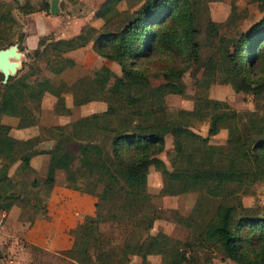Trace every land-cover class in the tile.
Segmentation results:
<instances>
[{
  "label": "trees",
  "instance_id": "trees-1",
  "mask_svg": "<svg viewBox=\"0 0 264 264\" xmlns=\"http://www.w3.org/2000/svg\"><path fill=\"white\" fill-rule=\"evenodd\" d=\"M120 1L102 0L94 11V17L102 20L98 28L85 25L67 39H38L30 55L40 60L61 57L90 42L92 51L107 64L91 71L89 95L80 100L99 97L108 86L109 94L104 97L109 104L102 112L49 128L55 142L47 150L35 148L36 136L12 138L8 134L10 126L0 122V181L5 180L0 212H6L20 199L7 191L11 187L7 179L9 166L18 162L20 169H27L32 156L46 154L41 184L47 190L55 184L57 170L63 171L65 187L96 198L115 185L109 203L118 202L121 209H136L129 218L134 225L144 223L147 231L158 217L145 191L152 166L161 177L160 195L197 194L191 219L196 220V240L201 246L208 245L236 264H264V211L239 217L233 227L230 224V215L241 206L236 190L247 181L264 183V109L237 112L223 101L197 95L191 110H179L176 120H167L165 96L184 94L181 76L190 65L198 63L197 4L194 0H139L137 7L124 15L116 8ZM258 4L264 12V0H258ZM40 10H49L47 2ZM0 21H13L8 10L0 12ZM206 30L215 35L216 24L207 21ZM218 50V59H209L204 65L214 72L218 82L229 84L235 92L264 99V15L235 38L221 40ZM156 54L165 60L158 63V69L151 70L147 64ZM111 62L119 67V75L108 66ZM24 77L0 83V115L24 116L30 112L28 103H39L44 89L23 87L20 83ZM150 77H160L161 82L152 85ZM184 116L185 120L206 119L207 135L180 127L172 142L168 169L158 155L164 149V136L175 124H183ZM221 127L227 132L225 142H210L209 137ZM100 135L108 140L107 148L104 139L101 143L96 140ZM97 187L100 193L95 192ZM98 208L95 202L93 214L83 216L68 231L71 245L60 254L78 264L92 263V259L93 264H127L133 250L142 264L150 254L161 255L160 264L170 260L210 263L206 257L203 263L192 255L185 257L180 243L171 242L161 232L134 243L123 240L121 245L112 244L101 235L100 224L115 217L107 219ZM177 220L182 223L188 218L178 216Z\"/></svg>",
  "mask_w": 264,
  "mask_h": 264
},
{
  "label": "rangeland",
  "instance_id": "rangeland-1",
  "mask_svg": "<svg viewBox=\"0 0 264 264\" xmlns=\"http://www.w3.org/2000/svg\"><path fill=\"white\" fill-rule=\"evenodd\" d=\"M45 1L50 6V0H0V12L8 10L13 19L9 23L0 21V49L14 46L20 53L18 69L9 78L12 79L24 75L25 77L20 83L23 87H42L45 82L44 79L47 78L51 79V82L54 84L58 81L71 82L77 77L82 76L81 74H84L83 70L81 71L79 68L74 69L72 67L63 74L57 75L55 71L53 72L56 64H47L50 61L49 58L52 56L47 60L32 58L30 54L33 49L29 48L30 46L25 43V39L27 36L30 38H41L45 36L55 38L57 34H72L75 28L71 27V24L68 23L71 17L77 13L91 11L98 0H85L82 2L78 0H57L56 5L59 11L54 15L50 14L49 10L46 12L40 10L43 3H46ZM194 1L197 4L195 7L197 10L196 39L199 44L197 52L198 63L190 65L181 76V81L184 84V94H168L165 96V118L174 121L178 116L179 110H191L197 95L205 96L212 100L223 101L228 107L237 112L251 111L255 108H261L260 110L263 111V98L255 99L249 93L233 91L229 84L218 82L214 72L204 66L209 59L214 61L218 59V47L221 40L227 42L229 39L235 38L241 31L246 30L252 23L262 18L264 12L259 10L258 0ZM138 4L139 0H122L116 4V8L126 15V13L133 11ZM27 10H31L32 12H27ZM207 21H212L216 24L217 33L215 35L206 30ZM64 29L68 30L64 31ZM164 60L163 55L156 54L149 60L147 67L151 70H156L160 67L158 63ZM184 63L185 61H182L181 64ZM110 66L112 71L119 75L120 71L117 64L111 62L109 63ZM87 71L89 73V69ZM160 82V77H150V83L152 85H157ZM0 83L4 84L2 83V79ZM107 94H109L108 86L102 93L99 92V97L95 98L104 101L103 103L107 105L109 104L106 99ZM104 95L107 96L104 97ZM43 97L44 95L41 96L38 104L37 101L28 103L30 108L28 114L18 116L19 120L16 117L12 119L15 122L14 124H24L29 121L33 123L36 121L38 134L36 135L37 143L35 148L47 150L53 146L55 139L48 132V129L53 127L51 122H47L49 120V111L47 112L41 108V106L46 109L49 107V101ZM84 112L86 111H82V113ZM10 117L8 115H0V122L6 124L4 121H7L8 124L6 125H10ZM183 118L184 120L182 121L186 124H175L170 132L164 136V149L159 154V157L168 169L169 159L172 156V142L178 136L180 127L186 126L201 136L207 135L208 123L206 119L198 120L192 118L185 120L186 116ZM69 123L61 125H67ZM226 133V129L221 127L214 136L209 137V141L215 144H223L226 139ZM96 138L99 143H101V139H104L106 143L105 147H108V140L101 135L96 136ZM45 156L48 157L46 154ZM13 172L19 174V181L16 183V186L10 187L7 191L12 190L11 193L18 195L20 199L13 206V227H9L10 231L13 230L12 237L4 236L3 231H5V228L3 225L5 219L0 217V264H78L57 251L51 252L43 250L28 244L22 238V227L26 226L28 221L38 216L41 217L43 214V206L45 205V200L50 189L47 190L41 184L45 173L41 169L36 171L35 169L22 170L14 168ZM160 179L159 172L150 166L146 176L145 191L150 196L151 204L156 209L158 217L152 222L151 227L147 231L144 230V223L140 226L134 225L132 220H130L129 217H132L136 209H121L120 203H109L115 185L100 198L94 197L95 202L99 203L97 211L101 215L107 219L115 217L112 221H105L100 224L101 235L109 239L112 244L121 245L123 240L134 243L136 240L144 239L147 235H154L161 232L169 237L171 242L178 241L180 243L179 249L185 251V257L192 255L200 263H203L206 257L209 259V264H236L223 257L222 254L210 248L208 245L201 246L197 242V232L194 226L195 224H193L196 220L191 219L197 194L195 192H188L176 196H162L159 194L161 186ZM33 180L35 181V185L31 184ZM55 184L60 187H65L63 171H56ZM4 188L3 186V190ZM95 192L100 193V187H97ZM236 193L240 198L241 206L236 207V210L230 215L231 227H233L239 217L259 215L264 211V183L247 181L236 190ZM30 203L32 204L31 206ZM213 204L214 202L210 203L211 207ZM178 216L185 219L187 217L188 220L186 221H192V224L188 225L186 221L179 223L177 220ZM18 222H22V226H19ZM183 244L187 246L184 247ZM161 262H163L161 255L150 254L146 256L144 264H160ZM87 264H93V259L92 263ZM127 264H142L140 256L134 250L131 252ZM167 264L192 263L181 260H170Z\"/></svg>",
  "mask_w": 264,
  "mask_h": 264
},
{
  "label": "crops",
  "instance_id": "crops-1",
  "mask_svg": "<svg viewBox=\"0 0 264 264\" xmlns=\"http://www.w3.org/2000/svg\"><path fill=\"white\" fill-rule=\"evenodd\" d=\"M78 1L82 2L85 0ZM101 2L102 0H98L91 11L77 13L71 17L68 23L71 24V27L75 28L72 34H57L55 38L53 37V40L73 37L77 35L85 25L98 28L102 24V20L94 17V11ZM68 29H64V31H67ZM38 39L39 37L30 38L27 36L25 43L30 46L29 48L34 50L37 47ZM49 60L50 61H48L47 64H56L53 72L55 71L57 75L63 74L66 70L72 67L74 69L79 68L81 71L83 70L84 74H81L82 76L77 77L71 82L58 81L54 84L51 82V79H44L45 82L42 86L44 91L42 95H44L43 98L49 101V107L46 109L41 106V108H43V110L45 109L47 112L49 111V120H47V122H51L52 126L66 124L80 117H84L95 112H102L107 108V105L103 103L104 101L96 98H92L84 102L80 100L83 96L89 95V86L91 85L89 76L91 75V71L97 69L102 64H107L103 58L97 56L92 51L90 42L83 47L64 53L61 57L52 56ZM88 69L89 73L87 71ZM82 111L86 112L82 113ZM8 116H11L9 125L10 130L8 134L12 138L25 140L38 134L36 121L33 123L31 122L30 124H28L29 122L24 124H14L15 122H13L12 118L16 117L19 120V117L13 115ZM4 123L8 124L7 121H4ZM47 160L48 157H46L45 154H36L30 158L29 168L27 169H35L36 171L41 169L42 172L46 173ZM14 168L20 169L18 162L12 163L7 171V179L10 181L11 188L16 186V183L19 181V174L13 172ZM4 183L5 180L0 181V195L4 191ZM11 191L12 190L8 192ZM48 193L45 205L43 206V214L41 217L38 216L31 221H28L27 225L22 227V238L28 244L43 250L59 252L61 250L68 249L71 245L72 239L69 236L68 231L74 228L76 224L81 221L83 216L93 214L95 199L91 195L80 193L62 186L60 187L56 184L51 187ZM14 205H12L6 212H0V217L5 219L3 225L5 228V231H3L4 236H13V230L10 231L9 227H13ZM31 205L32 204L30 203V206ZM18 224L19 226H22L23 223L18 222Z\"/></svg>",
  "mask_w": 264,
  "mask_h": 264
},
{
  "label": "water",
  "instance_id": "water-1",
  "mask_svg": "<svg viewBox=\"0 0 264 264\" xmlns=\"http://www.w3.org/2000/svg\"><path fill=\"white\" fill-rule=\"evenodd\" d=\"M57 0H50L49 12L56 14L59 10L56 5ZM20 53L14 46L0 49V74L2 83H6L8 78L12 76L19 66Z\"/></svg>",
  "mask_w": 264,
  "mask_h": 264
}]
</instances>
